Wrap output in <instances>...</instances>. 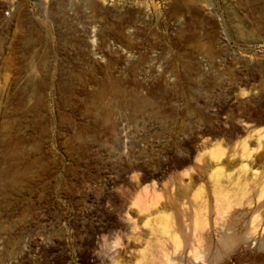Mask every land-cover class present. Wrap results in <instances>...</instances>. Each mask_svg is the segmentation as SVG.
Masks as SVG:
<instances>
[{"label":"rangeland","instance_id":"1","mask_svg":"<svg viewBox=\"0 0 264 264\" xmlns=\"http://www.w3.org/2000/svg\"><path fill=\"white\" fill-rule=\"evenodd\" d=\"M0 264H264V0H0Z\"/></svg>","mask_w":264,"mask_h":264},{"label":"bare ground","instance_id":"2","mask_svg":"<svg viewBox=\"0 0 264 264\" xmlns=\"http://www.w3.org/2000/svg\"><path fill=\"white\" fill-rule=\"evenodd\" d=\"M239 34H243V31H241L240 29H238L237 28V30H236ZM245 32V31H244ZM218 164L216 163V164H213L212 166H211V168H213V167H216ZM217 172V171H216ZM240 176V175H239ZM240 178V177H239ZM243 179V178H242ZM242 179H240L239 180V183H240V181L242 180ZM241 183H242V181H241ZM231 184V183H230ZM245 184V183H244ZM224 189V188H223ZM222 189V190H223ZM201 208V207H200ZM200 208H196V209H199V210H195L196 212H195V214H194V211H193V214H194V227H198V225H199V222L201 223V220H202V217H203V215H202V213H201V209ZM203 221V220H202ZM195 231V230H194ZM196 232H198V231H196ZM177 236L176 235H174L173 237H172V239L173 240H175V239H177L176 238ZM196 239H198V238H196ZM200 239V238H199ZM201 241H203V240H201ZM173 242H175V241H173ZM177 243V242H176ZM201 243V242H200ZM200 246V245H199Z\"/></svg>","mask_w":264,"mask_h":264}]
</instances>
